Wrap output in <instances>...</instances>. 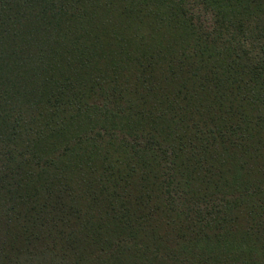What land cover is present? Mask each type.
<instances>
[{"label": "trees", "instance_id": "obj_1", "mask_svg": "<svg viewBox=\"0 0 264 264\" xmlns=\"http://www.w3.org/2000/svg\"><path fill=\"white\" fill-rule=\"evenodd\" d=\"M0 264H264V0H0Z\"/></svg>", "mask_w": 264, "mask_h": 264}]
</instances>
